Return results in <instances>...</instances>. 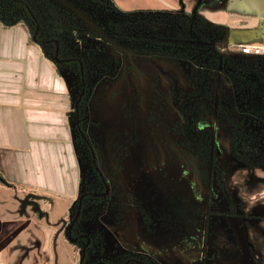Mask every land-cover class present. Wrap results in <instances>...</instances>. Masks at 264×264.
I'll use <instances>...</instances> for the list:
<instances>
[{
    "label": "crops",
    "instance_id": "crops-1",
    "mask_svg": "<svg viewBox=\"0 0 264 264\" xmlns=\"http://www.w3.org/2000/svg\"><path fill=\"white\" fill-rule=\"evenodd\" d=\"M111 2L125 12H191L195 0ZM198 13L226 30L229 44L264 50V0H202ZM69 90L23 25L0 24V264H78L63 231L83 168ZM222 171L237 208L207 214L196 243L170 237V229L150 233L138 219L106 225V249L118 244L154 264H264V170ZM28 194L38 200L30 204Z\"/></svg>",
    "mask_w": 264,
    "mask_h": 264
},
{
    "label": "trees",
    "instance_id": "trees-1",
    "mask_svg": "<svg viewBox=\"0 0 264 264\" xmlns=\"http://www.w3.org/2000/svg\"><path fill=\"white\" fill-rule=\"evenodd\" d=\"M201 2L195 0L191 13H160L125 12L111 0H0V24L23 25L56 70L69 78L72 112L79 95L76 77L81 89L83 83L84 89L93 83L120 88L151 66V86L174 117L175 138L207 135L197 124L214 122L230 132L231 154L245 169L264 168V51L255 54L229 44L226 30L199 15ZM15 15L16 21L11 20ZM211 143L203 156L207 165H216L214 139Z\"/></svg>",
    "mask_w": 264,
    "mask_h": 264
},
{
    "label": "rangeland",
    "instance_id": "rangeland-1",
    "mask_svg": "<svg viewBox=\"0 0 264 264\" xmlns=\"http://www.w3.org/2000/svg\"><path fill=\"white\" fill-rule=\"evenodd\" d=\"M15 17L10 19L16 21ZM68 69L76 76L72 68ZM156 71L160 72L159 68ZM154 73L153 67L145 66L120 88L93 83L85 87L78 114L71 113L74 146L83 165L79 196L89 193L74 225L76 235L87 234L91 239L84 264H122L128 258H138L118 244L106 249V225L110 227L111 223L135 225L139 219L150 233L157 228L170 229V237L185 236L196 243L203 235L207 214L233 212L237 208L230 203L223 182V164L244 168L231 154L230 132L214 122L203 121L197 125L207 129V135L175 138L174 117L169 115L167 106L158 102L151 86ZM77 78L75 88L80 93L82 86ZM213 139L217 164L212 165L209 159L207 165L203 154L207 155V145L209 141V146L213 145ZM88 145L108 187L104 196L94 194L103 192L105 185L94 170ZM78 197L63 216L65 236ZM37 200L28 194L30 204ZM154 222L159 225L154 227ZM84 244L83 239L72 245L78 264Z\"/></svg>",
    "mask_w": 264,
    "mask_h": 264
},
{
    "label": "water",
    "instance_id": "water-1",
    "mask_svg": "<svg viewBox=\"0 0 264 264\" xmlns=\"http://www.w3.org/2000/svg\"><path fill=\"white\" fill-rule=\"evenodd\" d=\"M57 55H58V47L56 49L55 59H56L57 62H60V59L57 58ZM84 92H85V89H84V83H83V88L81 89V91H80V93H79L76 101L74 102V109H75V111H76L77 114H78V109H79V102H80V100H81ZM90 150H91V155L93 156V163H94V166H95V170H98V168L95 165L94 152L92 151V148L91 147H90ZM100 175H101V173H100ZM102 180H104L103 177H102ZM107 193H108V187L105 184V190H104V192H102L100 194L99 193L98 194L95 193V195L96 196H103V195H106ZM84 196H85V194L82 193L79 196V198H78V204H77L76 212H75V215H74L72 221L69 224L68 231H67V235H66V239L70 243H74L79 238H82V237H84L86 239V242H85V244H84V246L82 248V254H81V257H80V262L84 259L85 255H86V248H87L88 244L90 243V237L87 234H81L79 236H72V228H73L75 222L78 220V217L80 215L81 207H82V200H83V197ZM129 262H134L136 264H150L149 262H146V261L141 260V259H136V258L135 259H128L123 264H127ZM95 264H106V263L104 261H98Z\"/></svg>",
    "mask_w": 264,
    "mask_h": 264
},
{
    "label": "flooded vegetation",
    "instance_id": "flooded-vegetation-1",
    "mask_svg": "<svg viewBox=\"0 0 264 264\" xmlns=\"http://www.w3.org/2000/svg\"><path fill=\"white\" fill-rule=\"evenodd\" d=\"M76 101V100H75ZM74 101V102H75ZM73 106H74V103H73ZM75 110V109H74ZM89 146V145H88ZM89 150H90V146H89ZM93 151V150H92ZM90 152H91V150H90ZM91 159H92V164H93V167H94V170H95V166H94V163H93V156L91 155ZM94 160H95V155H94ZM95 165H96V160H95ZM96 167H97V165H96ZM98 168V167H97ZM96 171V173L98 174V176L101 178V180H102V177H103V175H102V173L100 172V170H99V168H98V170H95ZM100 173H101V175H100ZM103 179H104V177H103ZM102 182H104V180H102ZM105 184V183H104ZM104 192V191H103ZM104 196V195H103ZM79 198V197H78ZM77 204H78V202H77ZM81 213V212H80ZM79 218V217H78ZM77 222V221H76ZM75 222V223H76ZM75 225V224H74ZM74 227V226H73ZM67 231H68V229H67ZM72 235H74V236H79V235H81V234H73V228H72ZM80 239V238H79ZM81 239H85L84 237H82ZM85 242H86V239H85ZM128 259H135V258H128ZM127 259V260H128ZM136 259H141V258H136ZM142 260V259H141ZM126 261V260H125ZM124 261V262H125ZM79 262H80V259H79ZM105 262V261H104ZM123 262V263H124ZM106 263V262H105ZM122 263V264H123ZM107 264V263H106Z\"/></svg>",
    "mask_w": 264,
    "mask_h": 264
},
{
    "label": "built area",
    "instance_id": "built-area-1",
    "mask_svg": "<svg viewBox=\"0 0 264 264\" xmlns=\"http://www.w3.org/2000/svg\"><path fill=\"white\" fill-rule=\"evenodd\" d=\"M245 50L251 53H255V54L263 52V48L261 47H250V48H245Z\"/></svg>",
    "mask_w": 264,
    "mask_h": 264
}]
</instances>
